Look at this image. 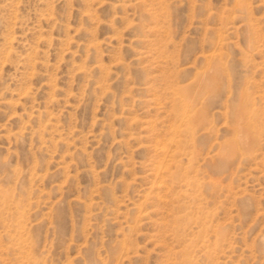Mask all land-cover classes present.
I'll list each match as a JSON object with an SVG mask.
<instances>
[{"label":"rangeland","instance_id":"374dc122","mask_svg":"<svg viewBox=\"0 0 264 264\" xmlns=\"http://www.w3.org/2000/svg\"><path fill=\"white\" fill-rule=\"evenodd\" d=\"M0 264H264V0H0Z\"/></svg>","mask_w":264,"mask_h":264},{"label":"bare ground","instance_id":"6f19581e","mask_svg":"<svg viewBox=\"0 0 264 264\" xmlns=\"http://www.w3.org/2000/svg\"><path fill=\"white\" fill-rule=\"evenodd\" d=\"M181 90H183V89H181ZM187 98V97H186ZM184 101H185V105H188V104H186V103H188L187 102V100L184 98ZM192 101V100H191ZM190 102V101H189ZM190 105V104H189ZM188 105V106H189ZM178 111H179V113L182 115V116H190L189 115V110L186 108V106H184V108L183 107H180L179 109H178ZM241 111V110H240ZM243 114H244V111H242V112H240V114L238 115V120L240 121V123L242 122V120L241 119H243L242 117H243ZM200 117L202 118V120L204 119V118H206V115L205 114H203L202 116L200 115ZM183 120V119H182ZM182 122V121H181ZM188 128L191 130L192 128H193V126L192 125H189L188 126ZM245 128H247V129H249V126L248 125H245ZM188 130V129H187ZM239 133V132H238ZM254 134V133H253ZM253 134H251V136H250V133L249 132H247L246 133V136H247V139H249L248 140V144H250L251 142H252V140H253ZM230 152H232V151H230ZM206 242V241H205Z\"/></svg>","mask_w":264,"mask_h":264}]
</instances>
